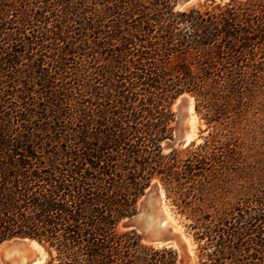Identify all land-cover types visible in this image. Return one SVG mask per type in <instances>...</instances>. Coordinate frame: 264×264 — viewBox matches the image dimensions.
I'll use <instances>...</instances> for the list:
<instances>
[{
    "label": "trees",
    "instance_id": "obj_1",
    "mask_svg": "<svg viewBox=\"0 0 264 264\" xmlns=\"http://www.w3.org/2000/svg\"><path fill=\"white\" fill-rule=\"evenodd\" d=\"M0 0V246L46 264H178L121 231L155 180L200 264H264V0ZM190 95L203 143L164 153Z\"/></svg>",
    "mask_w": 264,
    "mask_h": 264
},
{
    "label": "rangeland",
    "instance_id": "obj_2",
    "mask_svg": "<svg viewBox=\"0 0 264 264\" xmlns=\"http://www.w3.org/2000/svg\"><path fill=\"white\" fill-rule=\"evenodd\" d=\"M204 0H195V2L183 5L182 0H179L177 10L187 9L196 4L203 2ZM261 101L264 102V95H262ZM190 110H187V107ZM247 118L243 122H239L237 126L241 132L248 134L247 136L254 140L260 150L264 147V105L247 107ZM172 111L175 114V122L173 138L167 140L163 144L165 154H169L171 151L177 149L184 151L192 142L197 144L203 143L204 137L209 134L207 130V122L201 118V116L195 110V100L192 96L186 94L179 97L172 105ZM190 130L192 138L190 142L184 144L177 138L181 135L182 131ZM264 151V150H263ZM161 212L170 215L169 219L171 225L162 232L167 235L168 242L163 245L155 239V235H151V238H147L146 230L144 226L138 220L137 217L141 214H145L146 222L155 225ZM188 221L181 214L178 213L176 207L172 204L171 200L167 199L166 194L162 186L157 180L148 188L144 196L138 202L137 214L121 223L119 226L121 231L135 230L141 237L144 243L154 246H172L179 255L178 264H200L198 244L194 241L191 233L187 229ZM177 228L178 232L188 238V254L185 249L174 239L175 234H171L169 230L171 228ZM34 241L27 239H14L8 241L0 246V264H19L29 263L32 261L38 253H43L46 258V263L49 260L48 253L45 248L38 246L32 248L31 244ZM45 263V264H46Z\"/></svg>",
    "mask_w": 264,
    "mask_h": 264
},
{
    "label": "water",
    "instance_id": "obj_3",
    "mask_svg": "<svg viewBox=\"0 0 264 264\" xmlns=\"http://www.w3.org/2000/svg\"><path fill=\"white\" fill-rule=\"evenodd\" d=\"M195 2V0H182V4L186 5V4H190ZM189 109V106L187 107V110ZM191 131L190 130H184L182 131L181 135H179V137L177 138L179 141L183 142L184 144H187L190 142L189 137L191 136ZM140 216V215H139ZM138 220H140V222L142 223V225L144 226V229L146 230V236L147 238H151V235H155V239L156 241L159 243V245H163L166 242H168V238L167 235H165V232H157L154 230H149L145 224L143 223V221L141 220L140 217H137ZM169 232L172 234H175L173 237L174 239L185 249V251L190 254L189 252V247H188V238L185 237L184 235L180 234L178 232V229L176 228H171V230H169ZM28 240V239H27ZM36 242V241H34ZM39 246H41V244H39L38 242H36ZM42 247V246H41ZM46 263V258L45 255L43 253H38L35 258L30 261L29 263H19V264H45Z\"/></svg>",
    "mask_w": 264,
    "mask_h": 264
},
{
    "label": "bare ground",
    "instance_id": "obj_4",
    "mask_svg": "<svg viewBox=\"0 0 264 264\" xmlns=\"http://www.w3.org/2000/svg\"><path fill=\"white\" fill-rule=\"evenodd\" d=\"M190 107L189 106V109L190 110ZM193 135H191L189 137V140L192 138ZM141 218V220L143 221V223L145 224V226L149 229V230H154V231H157V232H161L163 230H165L166 228H169V226L171 225V222H170V215H167V213H164V212H161V215H159V218L157 219V223L155 225L153 224H149L148 222H146V217H145V214H141L139 216ZM32 248H36L38 247L39 245L36 243V242H33V244H31Z\"/></svg>",
    "mask_w": 264,
    "mask_h": 264
}]
</instances>
